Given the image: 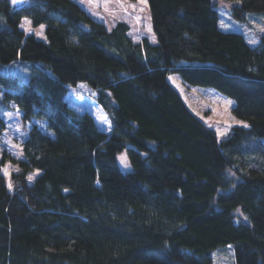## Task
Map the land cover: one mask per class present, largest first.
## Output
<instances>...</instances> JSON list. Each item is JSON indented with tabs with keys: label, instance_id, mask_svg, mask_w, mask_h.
<instances>
[{
	"label": "trees",
	"instance_id": "1",
	"mask_svg": "<svg viewBox=\"0 0 264 264\" xmlns=\"http://www.w3.org/2000/svg\"><path fill=\"white\" fill-rule=\"evenodd\" d=\"M222 1L237 17L264 13V0ZM147 3L155 42L77 0H0V65L27 66L0 72V133L9 107L29 124L9 158L18 170L6 177L0 159V264H215L226 251L264 264V33L250 45L222 30L216 0ZM171 72L233 98L246 124L218 137ZM79 82L109 131L69 104Z\"/></svg>",
	"mask_w": 264,
	"mask_h": 264
},
{
	"label": "rangeland",
	"instance_id": "2",
	"mask_svg": "<svg viewBox=\"0 0 264 264\" xmlns=\"http://www.w3.org/2000/svg\"><path fill=\"white\" fill-rule=\"evenodd\" d=\"M92 15L110 27L119 20L129 24V33L133 39H140L147 36L153 42L156 41L155 34L151 28L149 8L147 0H78ZM218 10V26L222 30L241 32L250 45H256L259 36L264 33V13L247 12L237 17L231 10L228 3L216 0ZM21 27L32 32L35 37L45 39L44 25L33 26L28 18H23ZM43 26V27H41ZM20 70L21 74H27V66L24 63L12 65H0V72L14 73ZM169 81L180 92L187 106L198 115L207 125L211 126L218 137L226 135L233 124L245 125V121L234 115L232 107L234 99L218 91L212 86L193 85L185 82L178 73L171 72L168 75ZM1 88V87H0ZM0 89V95H1ZM67 100L76 111H89L97 125L105 130H110V122L107 115L95 100V90L91 89L84 82L71 86L67 92ZM20 110L16 107H9L3 112L5 128L0 133V159L7 157L2 165V171L9 176L11 171L18 170L17 164L9 158H19L21 154V143L27 134L29 124L20 119ZM117 159L123 169L130 168L127 160L126 150H122ZM39 173L35 169L27 174L28 181H32ZM231 255L228 251L216 252L214 254L215 264H230Z\"/></svg>",
	"mask_w": 264,
	"mask_h": 264
},
{
	"label": "water",
	"instance_id": "3",
	"mask_svg": "<svg viewBox=\"0 0 264 264\" xmlns=\"http://www.w3.org/2000/svg\"><path fill=\"white\" fill-rule=\"evenodd\" d=\"M12 2H13V0H12ZM25 2H26V0H16V2L13 3V5H14V6H19V5H22V4L25 3Z\"/></svg>",
	"mask_w": 264,
	"mask_h": 264
},
{
	"label": "crops",
	"instance_id": "4",
	"mask_svg": "<svg viewBox=\"0 0 264 264\" xmlns=\"http://www.w3.org/2000/svg\"><path fill=\"white\" fill-rule=\"evenodd\" d=\"M78 1V0H77ZM79 2V1H78ZM80 3V2H79ZM81 4V3H80ZM82 5V4H81ZM88 12H89V10L84 6V5H82ZM90 13V12H89ZM91 15H92V12L90 13ZM92 16H95V15H92Z\"/></svg>",
	"mask_w": 264,
	"mask_h": 264
},
{
	"label": "snow or ice",
	"instance_id": "5",
	"mask_svg": "<svg viewBox=\"0 0 264 264\" xmlns=\"http://www.w3.org/2000/svg\"><path fill=\"white\" fill-rule=\"evenodd\" d=\"M15 2H16V0H13V3H15ZM41 27H43V26H41ZM261 31H264V28H262Z\"/></svg>",
	"mask_w": 264,
	"mask_h": 264
}]
</instances>
